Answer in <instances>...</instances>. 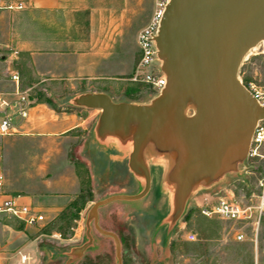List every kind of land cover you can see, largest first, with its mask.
I'll list each match as a JSON object with an SVG mask.
<instances>
[{
    "label": "water",
    "instance_id": "obj_1",
    "mask_svg": "<svg viewBox=\"0 0 264 264\" xmlns=\"http://www.w3.org/2000/svg\"><path fill=\"white\" fill-rule=\"evenodd\" d=\"M264 41V0H168L153 43L161 90L147 102L113 101L100 91L71 95L67 103L98 109L92 127L97 144L121 151L139 187L134 193L94 200L84 218L83 240L63 251L72 264L94 244L93 231L112 240L121 264L117 235L99 226L98 210L115 201H135L150 189V163L161 165L168 193L162 218L171 231L191 197L199 199L248 155L256 123L264 120L257 102L238 77L247 52ZM199 191L202 195H195Z\"/></svg>",
    "mask_w": 264,
    "mask_h": 264
},
{
    "label": "rangeland",
    "instance_id": "obj_2",
    "mask_svg": "<svg viewBox=\"0 0 264 264\" xmlns=\"http://www.w3.org/2000/svg\"><path fill=\"white\" fill-rule=\"evenodd\" d=\"M153 3L154 0H75V50L85 53L83 65L89 61L92 65L88 70L80 69V74H75V82L73 76L60 73L53 80L37 82L39 77L45 76L36 75L24 58L23 84H32L28 93L39 95L48 106L57 110L74 109L67 99L82 91L105 92L113 101L147 102L155 94L143 83L132 81L131 77L138 59L135 35L148 22ZM49 17L46 15V21L54 19ZM63 19L69 20L70 16H63ZM59 63L64 61L56 60L57 67ZM240 67L248 76L250 86L264 97L263 41L247 52ZM60 70L65 69H57L62 73ZM81 111L82 115L89 117V134L99 110ZM260 124L264 127V121ZM72 136L65 138L64 150L65 157L72 162L71 170L75 172V156L81 157L83 151L75 149ZM92 164L91 176L83 162L80 163L83 179H79V192L65 199L60 212L43 210L41 224L24 229L19 221L4 219L8 228H0L1 244L18 242L22 238L32 239L38 245L39 254L35 263L30 264L62 263L65 257L60 252L83 240L87 209L94 200L101 198V191L112 185L115 179L111 175L109 179L112 180L106 185L96 163ZM161 171V165L150 163V189L143 198L111 202L98 210L99 226L117 233L121 239V264H254L255 258L264 264V204L260 205L264 199V140L256 146L255 154L247 155L237 173L224 176L207 190L212 201L221 196L249 207V216L244 220L203 216L193 206L195 197H191L174 227L166 233L162 218L167 212L168 193L160 184ZM202 194L204 192L199 191L195 195ZM187 232L194 233L195 240H186ZM239 232L243 235L242 240L235 239ZM93 236V247L85 251L82 260L81 257L80 261L77 260L79 262L72 264H85L96 253L102 258L108 255L111 258L109 264H116L112 240L95 231ZM48 248L49 252L45 250ZM18 256L19 253L15 252L1 264H18ZM101 262L108 263L105 258Z\"/></svg>",
    "mask_w": 264,
    "mask_h": 264
},
{
    "label": "crops",
    "instance_id": "obj_3",
    "mask_svg": "<svg viewBox=\"0 0 264 264\" xmlns=\"http://www.w3.org/2000/svg\"><path fill=\"white\" fill-rule=\"evenodd\" d=\"M21 1L25 3L21 9L0 8V118L3 102L9 103L6 112L13 126L11 133L2 138L0 167L4 175V193L19 194L21 202L35 206L41 212H60L65 199L79 192V179H83L79 171L82 162L91 176L92 162H95L106 185L112 180L110 176H114L113 184L101 191V198L134 193L138 183L127 170L123 153L116 151L114 146L96 143L92 135L94 122L88 134L89 117L81 111L87 108L73 106L72 110H57L28 93L32 84H23L24 58L36 75L45 76L39 77L37 82L53 80L59 73L73 76L75 82V74L92 65L89 61L85 67V53L75 50V0ZM46 15L54 19L46 21ZM63 16H70V19L64 20ZM56 60L64 63L57 67ZM58 68L65 70H60L61 73ZM11 71L18 74L17 84L9 78ZM20 94H26L29 99L26 116L22 119L14 112L13 103ZM71 134L75 149L83 151L81 157L75 156V172L71 170L72 162L65 157L64 150L65 138ZM4 219L0 217V228H8ZM27 227L32 226H24V229ZM45 250L50 251L49 248ZM15 252L27 257V261L21 263L18 256V264H30L35 263L39 248L32 239L22 238L5 244L0 240V264ZM60 255L64 256L63 251ZM254 264L261 263L255 258Z\"/></svg>",
    "mask_w": 264,
    "mask_h": 264
},
{
    "label": "built area",
    "instance_id": "obj_4",
    "mask_svg": "<svg viewBox=\"0 0 264 264\" xmlns=\"http://www.w3.org/2000/svg\"><path fill=\"white\" fill-rule=\"evenodd\" d=\"M168 0H154L153 10L148 19V22L138 29L135 35V44L138 50V59L135 65L131 80L138 81L146 85L154 94H157L165 84L163 74L158 70L156 48L153 43V37L156 34L157 27L164 11V7ZM25 3L19 1H3L0 0V8L7 9H21ZM9 78L17 84L18 74L11 71ZM242 82V81H241ZM244 85V84H243ZM258 103L264 105V97L253 89L250 84L244 85ZM14 103L15 113L19 118L26 116L29 99L26 94H20ZM2 116L0 118V160L2 155V138L10 134L12 131V122L9 114L6 112V107L9 103L3 102ZM264 120H259L252 132L248 155L251 156L256 152V146L264 140V127L260 124ZM4 175L0 167V217L12 218L19 221L24 226L39 225L44 221L43 213L33 205L26 204L20 201L19 194H6L3 190ZM210 194L204 195L199 199H194L193 206L197 208L198 212L206 217L216 216L222 220L239 221L244 220L249 216V207L241 205L238 201L230 198L216 196L212 201ZM264 204V199L260 205ZM261 207H259L258 215ZM185 239L188 241L195 240V234L187 232ZM236 240H242V233L235 234ZM21 263L27 261L25 255H20Z\"/></svg>",
    "mask_w": 264,
    "mask_h": 264
},
{
    "label": "trees",
    "instance_id": "obj_5",
    "mask_svg": "<svg viewBox=\"0 0 264 264\" xmlns=\"http://www.w3.org/2000/svg\"><path fill=\"white\" fill-rule=\"evenodd\" d=\"M238 75L240 76V79H241V81H242V83H243L244 85H248V84L250 83V82H249V78H248V76H247L246 74H244V72H243V70L241 69V67H239ZM32 97L35 98V99H37L38 101H45V100L40 99V98H39V95H38V96L32 95ZM45 102H46V101H45ZM103 229H104V228H103ZM105 230H106V229H105ZM116 235H117V237H118V239H119V243H120L121 239H120V237H119V235H118L117 233H116ZM100 236H101V235H100ZM101 237H103V238H108V237H106V236H101ZM120 252H121V248H120ZM83 257H84V255L82 256L81 260L83 259ZM103 258H105L106 261H107L108 263H102L101 260H102ZM103 258H102V256L100 255V253H96V255H95L94 257H92V260H91V259L88 260V262L85 263V264H109V263H110V259H111V258H109L108 255H106V256L103 255ZM79 261H80V259H79ZM79 261H77V262H79Z\"/></svg>",
    "mask_w": 264,
    "mask_h": 264
},
{
    "label": "flooded vegetation",
    "instance_id": "obj_6",
    "mask_svg": "<svg viewBox=\"0 0 264 264\" xmlns=\"http://www.w3.org/2000/svg\"><path fill=\"white\" fill-rule=\"evenodd\" d=\"M108 146L112 147L113 145L109 144ZM137 186H138V184H137ZM212 186H213V185H212ZM137 190H138V189H137ZM137 190L135 189L134 191L136 192ZM134 191H133V192H134Z\"/></svg>",
    "mask_w": 264,
    "mask_h": 264
},
{
    "label": "bare ground",
    "instance_id": "obj_7",
    "mask_svg": "<svg viewBox=\"0 0 264 264\" xmlns=\"http://www.w3.org/2000/svg\"><path fill=\"white\" fill-rule=\"evenodd\" d=\"M264 42V41H263Z\"/></svg>",
    "mask_w": 264,
    "mask_h": 264
}]
</instances>
